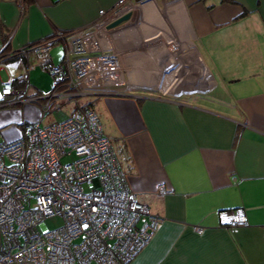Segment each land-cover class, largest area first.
Wrapping results in <instances>:
<instances>
[{
	"label": "crops",
	"instance_id": "obj_1",
	"mask_svg": "<svg viewBox=\"0 0 264 264\" xmlns=\"http://www.w3.org/2000/svg\"><path fill=\"white\" fill-rule=\"evenodd\" d=\"M116 2L0 0V70L19 67L29 86L47 89L30 83L29 70L36 63L43 69L47 56L53 61L50 50L62 41L47 55H4L57 30L89 28L99 9ZM128 2L127 20L98 31L123 70L202 73L177 81L172 94L159 86L160 73L136 71V80L131 76L118 92L87 99L113 142L128 188L160 216L129 264H264V0ZM8 74L1 85L14 84L17 74ZM25 96L0 94V139L18 137L26 122L61 119L73 104L53 100L58 117L48 111L39 118ZM235 207L243 208L247 223L222 224L218 211Z\"/></svg>",
	"mask_w": 264,
	"mask_h": 264
},
{
	"label": "built area",
	"instance_id": "obj_2",
	"mask_svg": "<svg viewBox=\"0 0 264 264\" xmlns=\"http://www.w3.org/2000/svg\"><path fill=\"white\" fill-rule=\"evenodd\" d=\"M128 5L117 0L111 10L99 9L93 26L57 30L28 47L41 53L63 42L60 61L43 66L54 77L52 88H32L27 72L16 76L19 87L3 82L1 94L26 93L25 100L38 101L42 116L53 100L73 104L61 119L27 123L19 137L0 140V264H129L160 220L128 188L96 111L78 101L121 84L120 56L103 46L98 31ZM159 192L166 189L160 185ZM53 215L62 223L48 227L45 219ZM218 215L224 225L247 223L242 207Z\"/></svg>",
	"mask_w": 264,
	"mask_h": 264
},
{
	"label": "rangeland",
	"instance_id": "obj_3",
	"mask_svg": "<svg viewBox=\"0 0 264 264\" xmlns=\"http://www.w3.org/2000/svg\"><path fill=\"white\" fill-rule=\"evenodd\" d=\"M102 43L104 44L103 41H102ZM62 53H63L62 42L55 43L50 50V54H51V57H52V60L54 63H57L61 59ZM168 61H170V60H168ZM34 62H36V59L34 60ZM13 65H16V64H13ZM17 66H20V65H17ZM7 68H8V70H4V69L0 70V80H2V79L5 80L7 78V73H9L11 75H16V74L19 75L20 73H22L21 71H23L19 67L15 68L14 66H11V65L7 66ZM136 71L139 72L138 75H140L141 73H144V72L151 73L153 71L158 72V74L160 73L161 76L159 78V81H161V83H159V86L161 87L162 84H164L163 85L164 87H162L164 92L172 93V94H173V92L176 91V88H174V87H176L177 81L185 82V81H188L189 79H192V78H196V77L198 78V76L201 77V74H202L201 70H194V71L178 70V71H174V70H168V68H166V70H139V71L138 70H125V74H123V78H122L123 81L125 82V84L131 83V80H130L131 76L134 77L136 80V77L134 76L136 74ZM168 79L174 80L173 81L174 83L171 84L170 86L167 85V83H166ZM29 80H30V83L32 85L39 87V88H49L53 84L52 75L47 70H43L39 63H36L35 68H31L29 70ZM162 82H164V83H162ZM0 87H1V84H0ZM177 90H181V89H177ZM92 95L93 94L87 95V96H85V98L83 96H80V100L86 101ZM77 98H79V97H77ZM31 102H34V101H31ZM5 105L8 108H12V106H17V105H7V104H5ZM38 115L40 118L41 111H40V113H38ZM48 115H50L49 116L50 118H57L59 113L50 111L48 113ZM69 158H71V155H67V156L63 157L62 161L68 160ZM61 223H62V218L59 215H53V216L45 219V224L48 227H55V226L60 225Z\"/></svg>",
	"mask_w": 264,
	"mask_h": 264
},
{
	"label": "trees",
	"instance_id": "obj_4",
	"mask_svg": "<svg viewBox=\"0 0 264 264\" xmlns=\"http://www.w3.org/2000/svg\"><path fill=\"white\" fill-rule=\"evenodd\" d=\"M31 45V44H30ZM52 46V45H51ZM28 46H26L25 48H24V51H22V50H20V49H17V50H14L11 54H5L4 55V58H8L9 60H12L13 58L15 59H17V58H19V57H22V58H24L25 59V55H24V53L23 52H25V49L27 48ZM51 48V47H50ZM27 50H28V48H27ZM48 52H49V50H46V51H44V52H41L42 54H48ZM50 62H52V63H54L53 61H51V59L47 56V58H45V61L43 62V64H42V66H45L46 64H48V63H50ZM33 63V62H32ZM28 66H29V64H28ZM30 66H33V65H31L30 64ZM13 81H14V84H15V82H16V77H13ZM29 104L31 105V106H33L34 107V109H36V111L38 112V113H40V104L38 103V101H36V102H29ZM25 124V123H24ZM22 130H23V127H22ZM21 135L22 134V131H21V129L19 130V133H18V135ZM19 135V136H20ZM16 138H17V136H16ZM4 139V138H3ZM5 139H8V138H5ZM15 139V138H14ZM9 140V139H8ZM11 140V139H10Z\"/></svg>",
	"mask_w": 264,
	"mask_h": 264
},
{
	"label": "clouds",
	"instance_id": "obj_5",
	"mask_svg": "<svg viewBox=\"0 0 264 264\" xmlns=\"http://www.w3.org/2000/svg\"><path fill=\"white\" fill-rule=\"evenodd\" d=\"M124 13V12H123ZM114 19V18H113ZM54 34V33H53ZM30 46V45H29ZM28 46V47H29ZM27 47V48H28ZM27 48L25 49V51H28L27 50ZM20 50H22V51H24V48H20ZM60 61V60H59ZM124 71L125 70H123L122 69V78H123V74H124ZM17 76V75H16ZM27 77H28V75H27ZM52 78H53V83H54V77L52 76ZM17 81V80H16ZM4 82H6V81H4ZM10 82H12V81H10ZM18 82V81H17ZM21 84V83H20ZM125 84V82L123 81V79H122V82H121V84L119 85V86H116V87H114L113 89H109V90H106V91H100V92H93V93H91V94H96V93H114V92H118L119 91V89L122 87V85H124ZM2 85H3V82H2ZM2 85H1V87H2ZM14 85V84H13ZM22 85V84H21ZM20 85V86H21ZM16 86V85H15ZM52 86H53V84H52ZM52 86L51 87H49V88H52ZM1 87H0V94H1ZM17 87H19V86H17ZM32 87V86H31ZM33 88V87H32ZM49 88H47V89H49ZM37 90H41V89H37ZM91 94H89V95H91ZM1 95H3V94H1ZM5 96V95H4ZM85 98V97H84ZM80 99V98H79ZM29 101V100H28ZM87 102H85L88 106H90L91 108H92V106L90 105V102H88V100H86ZM34 102H36V101H34ZM94 109V108H93ZM41 110V109H40ZM95 110V109H94ZM54 111V110H53ZM96 111V110H95ZM54 112H56V111H54ZM97 113V112H96ZM97 115H98V113H97ZM40 117H43L42 116V114H41V116ZM98 117H99V115H98ZM63 118V117H62ZM57 120V119H56ZM99 120H100V117H99ZM36 121H40V120H36ZM32 122H34V121H32ZM100 122H101V120H100ZM27 123H30V122H26L25 124H27ZM25 124H23V127H24V125ZM101 125H102V123H101ZM102 129H103V127H102ZM104 131V130H103ZM105 133V132H104ZM106 134V133H105ZM108 137H109V139L111 140V138H110V136L108 135V134H106ZM19 137V136H18ZM1 140V139H0ZM111 143H113L112 142V140H111ZM113 145V144H112ZM113 148H114V145H113ZM115 150V149H114ZM115 152H116V150H115ZM117 155V157H118V154H116ZM118 159H119V157H118ZM120 161V160H119ZM120 165H121V163H120ZM122 167V166H121ZM138 224H139V222H138ZM238 225V224H237ZM230 226V225H229Z\"/></svg>",
	"mask_w": 264,
	"mask_h": 264
},
{
	"label": "water",
	"instance_id": "obj_6",
	"mask_svg": "<svg viewBox=\"0 0 264 264\" xmlns=\"http://www.w3.org/2000/svg\"><path fill=\"white\" fill-rule=\"evenodd\" d=\"M131 11L128 10V11H125L124 13L116 16L114 19H112L110 22H108L105 27L106 28H111V27H114L116 25H118L119 23L127 20L130 16H131Z\"/></svg>",
	"mask_w": 264,
	"mask_h": 264
},
{
	"label": "bare ground",
	"instance_id": "obj_7",
	"mask_svg": "<svg viewBox=\"0 0 264 264\" xmlns=\"http://www.w3.org/2000/svg\"><path fill=\"white\" fill-rule=\"evenodd\" d=\"M102 44H103V43H102ZM103 46L109 47V45H107V44H105V43L103 44Z\"/></svg>",
	"mask_w": 264,
	"mask_h": 264
},
{
	"label": "flooded vegetation",
	"instance_id": "obj_8",
	"mask_svg": "<svg viewBox=\"0 0 264 264\" xmlns=\"http://www.w3.org/2000/svg\"><path fill=\"white\" fill-rule=\"evenodd\" d=\"M182 93H183V92H182ZM182 93H181V94H182Z\"/></svg>",
	"mask_w": 264,
	"mask_h": 264
}]
</instances>
